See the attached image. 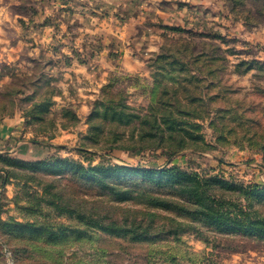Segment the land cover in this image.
Instances as JSON below:
<instances>
[{"label": "rangeland", "instance_id": "1", "mask_svg": "<svg viewBox=\"0 0 264 264\" xmlns=\"http://www.w3.org/2000/svg\"><path fill=\"white\" fill-rule=\"evenodd\" d=\"M218 2L216 18L195 16L175 29L140 71L89 88L66 79L64 51L38 45L46 39L33 31L50 23L47 2L0 0L14 46L0 48V121L21 117L15 134L0 136V264H264V235L204 222L173 234L172 212L144 208L143 199L134 208L154 216L128 212L131 203L112 199L99 179L121 187L141 174L86 170L180 166L216 176L210 193L264 214V195L239 187L264 185V0ZM126 107L138 115L116 112ZM145 114L155 126H176L184 149L141 138L133 128ZM104 214L153 224L145 235L115 234L99 227Z\"/></svg>", "mask_w": 264, "mask_h": 264}, {"label": "crops", "instance_id": "2", "mask_svg": "<svg viewBox=\"0 0 264 264\" xmlns=\"http://www.w3.org/2000/svg\"><path fill=\"white\" fill-rule=\"evenodd\" d=\"M34 2L40 5L41 2H47L50 7L45 15L42 9L38 15L47 17L49 25L33 31L40 41L46 39L38 43L39 47L64 51L68 65L66 79L79 78L89 88L92 85L103 86L112 74L140 71L147 64V55L159 50L164 41L176 33L175 29L192 22L195 16L216 18L219 10L218 0ZM0 9V48L9 50L14 46L6 39L7 31L3 22V17L9 14L3 6ZM51 59L59 61L58 58ZM84 105L83 102L81 111H84ZM7 121H0V136L3 138L16 133V123L21 121V117Z\"/></svg>", "mask_w": 264, "mask_h": 264}, {"label": "trees", "instance_id": "3", "mask_svg": "<svg viewBox=\"0 0 264 264\" xmlns=\"http://www.w3.org/2000/svg\"><path fill=\"white\" fill-rule=\"evenodd\" d=\"M116 112L121 114L123 118H126V116L138 115V111L130 107H126L125 109ZM161 114L162 117L166 115L165 112H162ZM152 117L153 119H151ZM171 118L172 116L169 115L168 119ZM147 122H152V125L148 126L146 129L139 128L140 125L143 126V124ZM156 122V116L145 114L141 117L139 125L137 127L135 126L133 129L139 130L141 138L149 135L150 138L158 137L161 140H176L175 144H171L175 146L171 151L174 154L180 153L181 150L184 149L185 139L179 135V129L175 128L176 126L174 127L173 125L169 128L161 127L160 125L155 126L154 123ZM151 145L153 147L161 146L153 143H151ZM118 146L122 145H112V147ZM67 163L74 164V162H70L69 160ZM86 170L89 173H92V171H99L111 172L112 174H141L145 179L142 182H138V179L134 178L126 181L121 187L115 182H110L102 178L99 179L102 188L108 196L114 200H125L131 203V206L126 209L128 212L131 210H139L135 212L142 213V215H155V213H152L151 211H146L147 209H135V203H138L139 199H143L142 203L144 208L145 206H156L159 209L172 212L174 216L168 217L171 218V230L169 232H172L173 234L196 229L197 222H204L206 224L214 225L217 228H233L250 234L264 235V214L252 212L238 202L227 200L224 193L217 195L209 192V187L212 186L211 182L216 179L218 180L216 176L205 179L197 171H189L180 166L162 169H143L127 165H101L90 166L86 168ZM161 179H165V182L162 183L163 180ZM219 181L223 184L235 186L233 183L220 179ZM239 187L241 188V192L243 190L258 196L264 195L263 184H253L246 187L243 186V184H240ZM227 204H230L232 207ZM103 216H105V214ZM105 218H108V216L106 215ZM108 219L109 220L102 219L99 222V227L107 232L115 234L131 233L130 235H145L148 234L147 229L153 224L152 221L147 223L140 221L138 215L119 219L117 216L111 214V218Z\"/></svg>", "mask_w": 264, "mask_h": 264}]
</instances>
